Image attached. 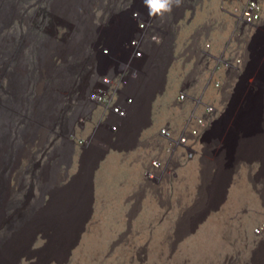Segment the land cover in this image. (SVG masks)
Wrapping results in <instances>:
<instances>
[{
    "label": "rangeland",
    "instance_id": "374dc122",
    "mask_svg": "<svg viewBox=\"0 0 264 264\" xmlns=\"http://www.w3.org/2000/svg\"><path fill=\"white\" fill-rule=\"evenodd\" d=\"M30 1L25 4L20 0L18 4L14 0L1 1L0 16L8 19L13 10L29 14L37 38H41L40 33L43 35L44 28L51 22L45 15L51 12L49 16L54 14L58 18L53 21L58 34L52 36L56 48L51 55L54 64L45 57L40 61L38 50L33 55L34 74L45 73L50 81L36 87L38 94L32 99V105L27 102V83L24 90H15L17 81L19 87L22 84L17 80L18 71L29 67L27 61L20 62L19 70L13 72L11 64L18 52L7 61L0 60L3 78L0 91L13 90V112L16 111V116L21 112L19 121L13 125L12 117L9 118L10 131L5 135L10 149L1 148L6 153L9 151V159L8 167L0 165L3 177L0 179V246L4 248L7 242L11 245L10 250L2 254L0 264H264V233L257 232L264 224V137L256 138L255 148L250 147L251 142H245L247 134L253 133V126L264 130V90L261 95L253 96L249 106L239 102L230 112L229 124L234 121L231 149L213 162L215 174L211 165H203V162L179 167L170 182L169 193L173 199L160 200L150 189L142 188L151 153L143 142L162 128L179 125L190 115L200 113L205 105L218 103L223 97L215 82L209 87L203 86L206 78L203 71L192 93L201 102L190 97L180 101L184 75L193 67L190 69L181 59L177 63L171 61L164 92L154 93L152 87L156 84L145 86L143 82L142 88L138 84L127 91L128 95L140 98L141 106L137 104L131 119L123 121L120 142L115 137L111 142L104 125L97 128L108 107L99 105L86 113L80 105L75 110L77 121L72 128L76 132L74 152L64 141L51 147V129L56 121V126L63 121L58 118L61 94L72 91L77 97L81 96L80 91L86 90L89 84L84 73L85 66L90 68L87 61L89 55L92 56L93 44L102 46L107 39L99 38L101 29L89 28V17L101 23L97 19L105 15L102 6L93 0H88L87 8L81 3L83 0H63L50 7L47 1H38L37 9H31ZM203 1L198 4L201 9L195 12V19L178 27L177 39L181 35L182 47L200 26L207 25L210 29L204 42L217 53L228 47L236 26L235 20L221 7L230 10L247 0ZM4 3L13 10L6 13ZM110 12L107 17H111L113 11ZM117 20L112 16L108 23L116 48L120 47L118 42L122 43L123 37L118 32ZM68 23L74 27L68 29ZM6 31L13 32V28ZM64 37L66 41L62 40ZM2 51L6 53L9 49ZM180 53L181 49L176 46L174 55ZM191 61L193 64V60L188 62ZM258 65L250 69V78L254 77V81L261 77L264 68L262 63ZM27 73L22 79L30 85L34 74L29 70ZM147 80H158L159 85L162 77L153 79L151 76ZM22 99H26L25 102ZM112 99L111 104L116 102V98L111 97L110 101ZM235 99L234 96L232 102L235 103ZM27 106L31 114L24 119ZM47 106V112L39 115L38 111ZM239 116L240 123L236 125ZM255 134L260 136L262 132ZM64 136L66 138V133ZM46 144L50 149L46 150ZM35 147L40 149L35 150ZM25 154L32 156L31 160L25 158ZM52 156L57 157L60 164H51ZM227 160L237 168L228 169ZM67 192L71 197L64 199ZM24 218L28 224L25 230L20 225ZM63 223L67 224V230Z\"/></svg>",
    "mask_w": 264,
    "mask_h": 264
},
{
    "label": "bare ground",
    "instance_id": "6f19581e",
    "mask_svg": "<svg viewBox=\"0 0 264 264\" xmlns=\"http://www.w3.org/2000/svg\"><path fill=\"white\" fill-rule=\"evenodd\" d=\"M1 1H4V0H0V2ZM27 1L28 0H20V2H23L24 4L27 3ZM38 1L39 2L41 1L42 3L47 1L48 6L50 7V5L52 3H55V5H56V4H59L60 2H62L63 0H31L30 6H33V8H31V9H37L36 7H38L37 6ZM93 1H96V2L98 1L97 5H99L100 7L102 6L101 10L103 11V14L105 16L104 17L99 16V18L97 19L98 22H101V23H97V22L95 23L94 22L95 19L93 17H91V18L89 17V21H90L89 23L91 26L89 28L93 29V30H94V28L95 29H97V28L101 29L98 36H99V38L102 37L101 39H104V37L107 38V39H104V44L108 45L110 49L114 48V47L112 48L114 43L116 44V42H115L116 40L114 41L113 40L114 38H110V36L112 35L111 34L112 32L110 30L108 31V28H110V26H108L109 25L108 23L111 22V17L112 16L116 17L118 20H120L119 25L122 26L123 28H126V27L131 26V24H132V14H133L134 10H136V9L148 10V8L144 4V0H93ZM202 1L203 0H182V5L180 7H174L173 11L171 13H166L163 18L154 17L155 18V31L158 35H160L162 37V40H163L162 44L160 45V48L163 49V52H161V53H159L157 51L155 52V62L153 60H150L152 55H149L147 57V59H144L142 61L137 60V65L146 62L148 64V66H150V68H153L155 70L156 74L151 75L153 77V79L159 77L160 75L162 77V82L159 85H158V83H159L158 80L157 81L152 80L151 82H149V80H147V79H150V77L145 79L146 81H144V83H143L144 85H150L151 86V84H153V85L156 84L152 87L153 88L152 92H154V93L157 92V93L161 94L162 92H164V89L167 88L168 67H169L171 61H172V63H177L179 59L184 60V63L187 62V64H189L188 66H190V69H191V67H192L191 65H193V64H192V61H191V63L188 62L189 59H187V56H191L193 53L201 54V53L206 51L204 40H206V38H208L207 33L210 29V27H208L207 25L200 26V29L197 30L196 32H194L193 35L191 36L190 40L188 42H185L184 46H182V47H181V42H182L181 41V39H182L181 35H180V38L178 40L177 34H176V30H178V27L180 25H182L183 23H186V21L191 22L193 19H195V18H193V17H195L194 14H195V12H197L198 8L201 9V7L198 6V4L204 2V1L203 2ZM14 2L16 4H18L17 0H14ZM87 2H88V0H83L81 2L84 5V8H87V4H88ZM107 2H110V3H107ZM4 5H5L4 9H5L6 13L12 9V6H10V5L6 6V3H4ZM204 5H205V3H204ZM20 6H23V5H20ZM221 9L224 10V12H227L230 17H232L231 10H228L224 6H222ZM24 10L27 11L26 6H24ZM187 10H189V11H187ZM110 11H113L111 17H107L108 12H110ZM52 12H53V9H52ZM49 13H51V12H49ZM49 13L47 12V14H46L47 16L45 15V17H48V19L52 23L51 22L48 23V19L45 20V17H43L44 20L46 21V23H48V25L44 28L45 32L43 33V35H42V32L40 33L41 38L40 37L37 38V33L33 28L34 24L32 25L33 20L29 16V14L23 13L21 11L13 10V12H11L9 14L8 19L3 18V16H0V33H4L3 36L0 35V49H6V48L10 49V46H15V49L9 50L10 53L7 51L6 53L0 54V60L3 59L4 61H7L10 58V56H12L16 52H18L17 55L14 56L15 60L11 64L12 69H10V70H12L13 72H15V71L17 72V70H19L18 66H19L20 62L23 63V62L27 61V64H28L29 59L32 58L33 55H35V52L37 50L39 52V55L41 56L40 61L45 57L46 59H49V61H52V63L54 64V62H53L54 58L51 55H52L53 50H55L56 48L53 45L54 42H53L52 36L54 35V33H55V35L58 33H57V27H56L57 24L55 25L53 21L58 19V18L54 17V14H51L49 16ZM42 19H40V20H42ZM101 19H103L104 22L100 21ZM17 20L21 21V25L18 28V33L12 34L10 31H6V29L7 30L11 29L12 24ZM118 20H117V22H118ZM87 21H85V22L87 23ZM76 23H77V21H76ZM23 24H24V26H23ZM66 26H68V29H72L74 27L73 24H69V23L66 24ZM105 27H108V28H105ZM52 28H54L53 31H51ZM121 29H119V30L121 31ZM39 31L40 30H38V32ZM64 36H65V34H64ZM58 38H59V36H58ZM116 39L118 41V38H116ZM62 40H65V37ZM176 46L181 49V53L179 55L175 56L174 53H175ZM167 50L170 51V52H168V54L170 53L169 56H167L168 55ZM99 57H101V58L103 57L100 54L99 45L93 44L92 56L89 55V58L87 61L88 65H90V68L85 66V68H86L85 72H88V74L89 73L93 74V75H91V76H93V78L91 80L87 79L89 84L87 85L86 90H84L82 92L80 91L81 96L77 97L78 94H75L72 91L70 92V94L69 93L68 94L64 93L63 95L61 94V102H60V106H59L58 118H60L62 120V118H63L62 113L66 109L69 110V115H68V117H64V118H66V123L64 122V118H63V125H61L62 128L59 130V134L61 137L60 144H62L64 141L65 145L68 146L69 149L72 151H73V143L75 144V140H73V138H72V135L74 133L72 128H73V125H74L75 119H76V115L74 114L76 108H78L79 105L83 104V102L89 101V99H88L89 92L93 91L95 89V87L97 86V84L95 83V77L97 75L103 76V74H112L111 67L114 64V57H112L111 59H107L108 58L107 57L106 59H100V60H99ZM16 58H17V60H16ZM36 59H37V57H36ZM258 62H260L259 65H261V63L264 65V19L262 21L260 28L256 31V33L254 34V36L252 37V39L248 43L247 53L245 55L244 62H243L244 76H243L242 81L237 86L233 87L232 91L229 92V94L227 93L228 96H226L227 94L225 95L226 91L224 89L222 90V92L224 93V99L226 100V106L224 108L222 117L218 120V122L214 125L213 129L209 133V139L212 141V145L217 148V151L214 153H208V152L206 153L207 154V162H211L209 164L211 165V169H212L211 171H212L213 175L215 174L214 172H216V171H214V168L216 167L214 163H216V161L218 159H220V157L223 158L224 156H226V154H228V151L231 149V133H232L233 128H234V127H232V122H234V121L231 120V122L229 124L230 120H228V119H229L230 114H231L230 112L232 111L234 106L239 102H241L242 104L243 103L247 104L249 106V102H251L253 96L258 95V94L261 95L263 90H264V68L262 69L261 77L258 76L255 78V81L252 84L249 83L250 69L253 66H257ZM100 63L102 65L107 63L106 68H101V66L99 67ZM35 65H36V63H35ZM259 65H258V67H260ZM196 67L193 68L192 70H190L188 75L187 74L184 75L185 78L182 82V88H185L187 85H189L191 83L199 81V78L201 76H200L199 71H196ZM36 68L38 69L37 66H36ZM28 70H29V67L26 68V66H24V71H21V70H20L21 72L18 71V76L16 75L18 77L17 80L21 81L22 84L19 87L18 81H17V85H16L15 90L18 88H20V90H24L26 88V83H27V86L30 87V85L34 82V81H31L30 85H29V82L27 80H26V82L23 81L22 76H24L25 74H28L27 73ZM34 72H35V69L32 73H34ZM42 74L44 76L47 75V74L45 75V73H42ZM48 76H49V78H52V80H53L52 76H50V75H48ZM146 76H147V74L142 75L143 78ZM0 78H1L0 81L3 80L2 76H0ZM12 80H13V78H12ZM134 80L136 81V78ZM138 80H140V79H137V81ZM29 87H28V89H29ZM152 88H150V89H152ZM131 89L132 88H127L125 90V94L127 93L128 90H131ZM145 91L146 90H144L143 92H145ZM12 93H13V90H2L1 89V91H0V152H1L0 153V165L4 166L3 168L8 167V159H9V154H8L9 151L7 150V153H6L5 150L1 149L5 146H8V148L10 149V145H7V143H6L7 138L5 135V132L10 131L9 130V127H10L9 118L12 117L10 122L13 125V123H15L16 121H19L17 119H18L19 114L21 113L20 112L16 116V111L13 112L12 106L14 105V102H12V100H13V94ZM1 94L4 95L5 98H3V96ZM72 94H74V95H72ZM132 96L134 98V102L130 106V108L128 109L127 115L125 117L119 119V118H116L115 116H109L106 120V124H108L109 122H113V121L116 124H118L119 125L118 131L117 132H111L108 129L107 125L104 124V128H105L106 132L110 135L111 142H113L112 136H114L116 138V140L119 139L118 140L119 142L121 141V138H122L121 135H122V132L124 131V129H123L124 122L123 121L131 119L132 115L135 114L134 109L136 107L138 108L139 104L141 106L140 98H138L137 96H135L133 94H132ZM234 96L236 98L235 100H237V101H235V103L232 102V99ZM67 97L69 99L68 100L69 102L66 104L65 99ZM152 97H153V95H152ZM225 97H227V98H225ZM27 98H28V100H27L28 104L32 105L33 100L29 99L28 95H27ZM22 100L25 102L26 99H22ZM261 100H262V98H261ZM74 101H76V104ZM93 105H95V104H93ZM149 108H151V105ZM21 109H23V108H21ZM47 109H48V106L45 107L43 110L38 111V114L42 115L44 112H47ZM24 110L26 111V115H23V117H24V119H26V118L30 117V114H31L30 107L27 106L26 108H24ZM237 121L238 122H236L234 124L238 125L240 123V116H239ZM56 122H55L54 128L51 129L50 136L52 135V133H54L57 130V129H55L56 128ZM24 123H25V125L27 124L26 122H24ZM24 129H26V128H24ZM251 131L253 133L247 134V136H249V137L246 139L245 142H248V141L251 142V143H249L250 147L253 146L255 148L256 142L254 144V141H256V138L258 139L259 137H264V130L263 129L262 130L257 129L256 126H253V130H251ZM21 132L23 133L22 130H21ZM26 132L28 133V130ZM259 132H262V134L260 136L258 134H255V133H259ZM64 133H66V138L64 136ZM250 135L253 136V138H251ZM50 136H49V141H50ZM38 143H40V142L38 141ZM48 144H46V149L48 147ZM4 152L6 153L5 155H4ZM27 155L28 154L24 155L25 158L27 157L28 159L31 160L32 156H29V155L27 156ZM225 163H228V169H230V170L232 169V171L234 170V168H237V166H235L231 160H227ZM58 164H60V162H58ZM70 164H71V161L69 163H67V167H70ZM3 168H1V169H3ZM220 169H222V168H220ZM0 179H3V177L0 176ZM142 188H144V187L142 186ZM262 191L264 193V187H263ZM70 197H71L70 193L67 192L64 199L70 198ZM26 221H27L26 218H24L20 224V225H22L23 230H25L26 227H28V224ZM63 224L67 230V224L66 223H63ZM35 230L36 229H34V231ZM8 231H9V229H8ZM263 233H264V231H263ZM33 241L34 240H32L31 244L33 243ZM10 245H11V243L7 242L6 245H4V248H2L3 245L0 246V260L2 259V254L10 250Z\"/></svg>",
    "mask_w": 264,
    "mask_h": 264
},
{
    "label": "built area",
    "instance_id": "2783aa9c",
    "mask_svg": "<svg viewBox=\"0 0 264 264\" xmlns=\"http://www.w3.org/2000/svg\"><path fill=\"white\" fill-rule=\"evenodd\" d=\"M232 12L236 27L228 47L217 53L206 52L201 55L204 68L207 69L211 62L218 65L221 72V78L215 81L218 91L224 83L230 86L227 88L230 90L238 82L243 72L248 43L264 19V0H247L242 6L234 7ZM132 18L137 24L132 40L115 53L112 74H103L88 97L91 104L108 107L105 120L109 116L119 119L126 116L128 108L133 104V97L125 94V90L138 76L137 68H141L143 64L137 65V60L147 59L153 44L163 41L155 31V18L148 14V10L136 9ZM106 66L107 63L105 68ZM111 97L116 98L113 104ZM181 99H185V95H181ZM221 99L218 103L205 105L200 113L190 115L181 124L166 126L154 137L145 140L144 143L151 153L145 166L142 184L144 189H150L160 200L169 201L173 199L169 193L172 185L170 182L179 167L192 162H203V165L211 163L207 162L206 153H214L217 148L212 145L209 133L223 115L224 104ZM191 100L201 102L194 96ZM108 128L111 132H116L119 125L114 121L109 122ZM263 231L264 224H261L257 232Z\"/></svg>",
    "mask_w": 264,
    "mask_h": 264
},
{
    "label": "clouds",
    "instance_id": "9594fccd",
    "mask_svg": "<svg viewBox=\"0 0 264 264\" xmlns=\"http://www.w3.org/2000/svg\"><path fill=\"white\" fill-rule=\"evenodd\" d=\"M144 4H145V6L148 8V14L150 15V16H153V17H160V18H163L164 16H165V14L166 13H171L172 11H173V8L174 7H180L181 5H182V0H144ZM190 10V9H189ZM189 10H187V11H189ZM230 10H231V13H232V18L234 19V17H233V12H232V10H233V7H231L230 8ZM135 11V10H134ZM133 11V12H134ZM186 11V12H187ZM133 15V14H132ZM144 18V17H143ZM117 22V21H116ZM117 27H118V32H119V34L120 35H122L123 37L121 38V41H122V43H120V42H118L119 43V46L120 47H118V48H116L115 47V45H113L112 46V48L113 49H110L109 48V46L108 45H105L104 43H102L103 45L102 46H99V50H100V54L103 56L102 58L101 57H99V60L100 59H106L107 57V59H111L112 57H113V55H115V53L120 49V48H122L123 46H125L126 44H128L131 40H132V38H133V36H134V33H135V30H136V28H137V24L134 22V20H133V18H132V24H131V26H129V27H126V28H123L122 26H120L119 25V23L117 22ZM236 27V26H235ZM105 28H108V27H105ZM122 28V29H121ZM119 29H121V31L119 30ZM158 36H160V35H158ZM161 37V36H160ZM232 37V36H231ZM118 38V37H117ZM229 41H231V38H230V40ZM162 44V42L161 43H157V44H153V46H152V52H151V54L150 55H152L151 56V59L150 60H153L154 62H155V52L157 51V52H159V53H161V52H163V49H161L160 48V45ZM205 47H206V51L205 52H203V53H215L214 51H212V46L209 44V43H205ZM116 49V50H115ZM165 51V50H164ZM168 52H170V51H168L167 50V54H168ZM106 53H108V55H106ZM203 53H201V54H196V53H193L191 56H188V59L189 60H193V68H195L196 66V71H199V73H200V76L202 77V74H203V71L204 72H206V74H204V77H206L205 78V83L203 84V86H210V85H213V82H215L216 80H218L219 78H221V72L219 71V69H218V65L215 63V62H211V64H210V66L206 69V68H204V66H203V59H202V54ZM170 54V53H169ZM169 54L167 55V56H169ZM153 58V59H152ZM150 63V62H149ZM151 64V63H150ZM214 64H216V65H214ZM214 65V66H213ZM101 66V68H105V64H99V67ZM192 68V69H193ZM191 69V70H192ZM137 70H138V76L136 77V81L134 80L132 83H131V85L129 86V88H135V86L136 85H138L139 83L141 84V82H143L144 83V81H146L145 79H147V77L149 78V77H151L150 75H152V74H156L155 73V70L153 69V68H150V66H148V64L145 62V63H143L142 64V66H141V68L139 67V68H137ZM209 71V72H208ZM149 72V73H148ZM84 74H86L87 75V78L89 79V80H91L92 78H93V76H91V75H93V74H88V72H85ZM147 74V76L146 77H144V80H143V77H142V75H146ZM212 76V78H209V76ZM102 76V75H101ZM101 76H96L95 77V83L96 84H98V82H99V79H100V77ZM243 76H244V68H243V72L240 74V76H239V80H238V82L235 84V86H237L241 81H242V79H243ZM137 79H140V80H138L137 81ZM215 80V81H214ZM253 81H254V77H252V78H250V80H249V83H253ZM199 82V81H198ZM197 81L196 82H194V83H191V84H189V85H187L185 88H182V90H183V92H182V94L181 95H185V98L186 97H190V98H192V93H193V90H195V86L197 85V83H198ZM137 83V84H136ZM140 84H139V86H140ZM146 86V85H145ZM235 86H233V87H235ZM141 87V86H140ZM229 85L227 84V83H224L223 84V86H222V88H221V90H220V92H221V95H222V99H221V103H223L224 104V108H225V106H226V100L224 99V93L222 92V90L224 89L225 91H226V93H225V95L228 93L229 94V92H231L232 91V89L233 88H230V90H227V88L229 89ZM142 88V87H141ZM91 92V91H90ZM90 92H89V95H90ZM127 94V93H126ZM89 95H88V97H89ZM131 96H132V94H130ZM227 96V95H226ZM133 97V96H132ZM180 101H184L183 99H181V96H180V99H179ZM133 102H134V98H133ZM180 103H182V102H180ZM99 106L98 104H95V105H93V104H91L89 101H86V102H83V104H81V106L84 108V110H85V112L86 113H90L91 112V110L92 109H94L95 108V106ZM80 106V105H79ZM79 106H78V108H79ZM130 108V107H129ZM128 108V109H129ZM128 111V110H127ZM107 115V114H106ZM105 115V116H106ZM127 115V114H126ZM125 117V116H124ZM77 121V118L75 119V122ZM75 124V123H74ZM104 124H106V120H105V117L103 118V121H101V123L97 126V128L99 127V126H102V125H104ZM107 125V127H108V124H106ZM96 128V129H97ZM95 129V130H96ZM109 129V128H108ZM73 132H74V130H73ZM95 132V131H94ZM93 132V133H94ZM117 132V131H116ZM75 134H76V132H74L73 133V135H72V138H73V136H75ZM112 138H113V140H115L114 139V136H112ZM74 140V139H73ZM51 142V141H50ZM76 142V141H75ZM144 143V142H143ZM53 144L54 143H51V147L53 146ZM48 149H50V147L48 148ZM46 151V150H45Z\"/></svg>",
    "mask_w": 264,
    "mask_h": 264
},
{
    "label": "trees",
    "instance_id": "16d2710c",
    "mask_svg": "<svg viewBox=\"0 0 264 264\" xmlns=\"http://www.w3.org/2000/svg\"><path fill=\"white\" fill-rule=\"evenodd\" d=\"M21 3H23V2H21ZM24 4V3H23ZM20 25H21V21H19V20H17V21H15L13 24H12V26L13 27H11V29L13 28V32H11L12 34H17L18 33V28L20 27ZM17 29V30H16ZM15 30V31H14ZM11 47L12 46H10V49H11ZM9 49V50H10ZM3 49H0V54H2L3 53V51H2ZM28 65H29V71H30V73H32L33 71H34V57H32V58H30L29 59V61H28ZM34 74V73H33ZM36 75H38V76H36ZM47 76H44V75H39L38 73L37 74H34L33 75V78L31 77V81H34L31 85H30V87H29V89L27 90V95H28V97H29V99H33V98H35L36 97V95L38 94V90L36 89V87L39 85V84H47V83H49V81H50V79H48V77L46 78ZM7 85V84H6ZM6 85L4 86L5 88H7L6 87ZM8 86V85H7ZM72 95H74V94H72ZM71 95V96H72ZM70 96V97H71ZM68 115H69V110L68 109H66L63 113H62V117L64 118V117H68ZM62 118V119H63ZM62 122V125H63V121H60V123ZM58 124L57 126H56V128H57V130L54 132V133H52V135L50 136V144L51 143H54L53 144V147L54 146H57L58 145V142H59V144H60V142H61V137H60V134H59V130L62 128V126H61V124ZM49 147V146H48ZM48 147H47V149L46 150H48ZM40 148H38V147H35V150H39ZM34 151V150H33ZM56 162V164L55 165H58V161H57V157H54V156H52L51 157V164H53V163H55Z\"/></svg>",
    "mask_w": 264,
    "mask_h": 264
}]
</instances>
